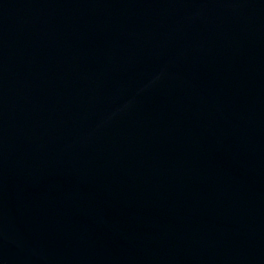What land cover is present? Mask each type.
I'll list each match as a JSON object with an SVG mask.
<instances>
[{
    "label": "water",
    "instance_id": "water-1",
    "mask_svg": "<svg viewBox=\"0 0 264 264\" xmlns=\"http://www.w3.org/2000/svg\"><path fill=\"white\" fill-rule=\"evenodd\" d=\"M0 264H16L0 246Z\"/></svg>",
    "mask_w": 264,
    "mask_h": 264
}]
</instances>
